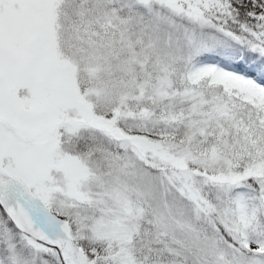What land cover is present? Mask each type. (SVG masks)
Listing matches in <instances>:
<instances>
[{"label": "snow or ice", "instance_id": "snow-or-ice-1", "mask_svg": "<svg viewBox=\"0 0 264 264\" xmlns=\"http://www.w3.org/2000/svg\"><path fill=\"white\" fill-rule=\"evenodd\" d=\"M0 264H264V0H0Z\"/></svg>", "mask_w": 264, "mask_h": 264}]
</instances>
